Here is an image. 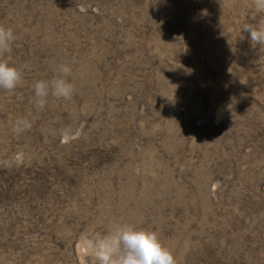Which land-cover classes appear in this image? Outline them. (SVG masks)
I'll return each mask as SVG.
<instances>
[{
  "label": "rangeland",
  "instance_id": "374dc122",
  "mask_svg": "<svg viewBox=\"0 0 264 264\" xmlns=\"http://www.w3.org/2000/svg\"><path fill=\"white\" fill-rule=\"evenodd\" d=\"M261 23L252 0H0L24 75L0 89V264H95L82 235L118 223L178 264H264ZM63 64L73 98L38 111Z\"/></svg>",
  "mask_w": 264,
  "mask_h": 264
},
{
  "label": "clouds",
  "instance_id": "9594fccd",
  "mask_svg": "<svg viewBox=\"0 0 264 264\" xmlns=\"http://www.w3.org/2000/svg\"><path fill=\"white\" fill-rule=\"evenodd\" d=\"M258 13H264V0H252ZM250 34L252 45L264 46V23L258 25L244 24L241 32ZM16 40L14 30L0 25V89L15 91L23 82L22 69L13 65L6 57L11 53ZM59 75L51 80H39L33 85L34 107L43 111L49 96L69 101L75 93V86L68 77L73 69L68 64L59 66ZM32 122L25 117L16 118L11 124L15 134L31 130ZM69 130L61 131L66 139ZM87 241L95 264H178L174 253L164 245L155 230L137 229L131 224H115L105 234L90 231L82 235Z\"/></svg>",
  "mask_w": 264,
  "mask_h": 264
}]
</instances>
